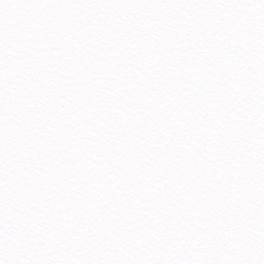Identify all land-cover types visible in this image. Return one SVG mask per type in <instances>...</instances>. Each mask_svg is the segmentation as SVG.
<instances>
[{
	"label": "snow or ice",
	"instance_id": "obj_1",
	"mask_svg": "<svg viewBox=\"0 0 264 264\" xmlns=\"http://www.w3.org/2000/svg\"><path fill=\"white\" fill-rule=\"evenodd\" d=\"M0 264H264V0H0Z\"/></svg>",
	"mask_w": 264,
	"mask_h": 264
}]
</instances>
